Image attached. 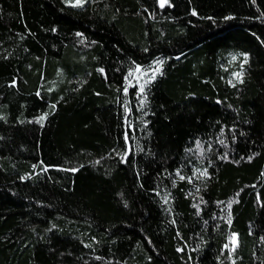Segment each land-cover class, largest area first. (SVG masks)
Listing matches in <instances>:
<instances>
[{
	"label": "trees",
	"instance_id": "trees-1",
	"mask_svg": "<svg viewBox=\"0 0 264 264\" xmlns=\"http://www.w3.org/2000/svg\"><path fill=\"white\" fill-rule=\"evenodd\" d=\"M0 264H264V0H0Z\"/></svg>",
	"mask_w": 264,
	"mask_h": 264
},
{
	"label": "rangeland",
	"instance_id": "rangeland-1",
	"mask_svg": "<svg viewBox=\"0 0 264 264\" xmlns=\"http://www.w3.org/2000/svg\"><path fill=\"white\" fill-rule=\"evenodd\" d=\"M76 1V0H75ZM244 56L243 55H232L227 61V66L229 68L230 79L234 80L237 78L236 74H241L240 64H242ZM154 75V70L147 69L142 71L139 67L136 68L134 72L131 73L127 85H132L134 83L142 84L144 80L148 77ZM231 245H235V238L231 239Z\"/></svg>",
	"mask_w": 264,
	"mask_h": 264
},
{
	"label": "snow or ice",
	"instance_id": "snow-or-ice-1",
	"mask_svg": "<svg viewBox=\"0 0 264 264\" xmlns=\"http://www.w3.org/2000/svg\"><path fill=\"white\" fill-rule=\"evenodd\" d=\"M82 3V0H76V5L78 6L79 4H81ZM162 6H163V2H162ZM159 69L157 68V71H158ZM236 76H237V79H239V76H240V74H236ZM143 90V89H142ZM44 119V117H41V120H43Z\"/></svg>",
	"mask_w": 264,
	"mask_h": 264
},
{
	"label": "water",
	"instance_id": "water-1",
	"mask_svg": "<svg viewBox=\"0 0 264 264\" xmlns=\"http://www.w3.org/2000/svg\"><path fill=\"white\" fill-rule=\"evenodd\" d=\"M162 2H163V5H164L165 0H159L160 7H163V6H162Z\"/></svg>",
	"mask_w": 264,
	"mask_h": 264
}]
</instances>
